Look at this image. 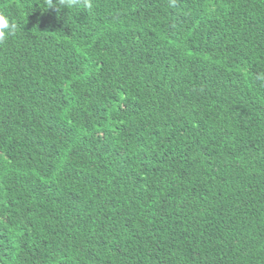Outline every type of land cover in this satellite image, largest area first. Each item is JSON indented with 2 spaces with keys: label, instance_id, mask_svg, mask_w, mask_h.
Here are the masks:
<instances>
[{
  "label": "trees",
  "instance_id": "obj_1",
  "mask_svg": "<svg viewBox=\"0 0 264 264\" xmlns=\"http://www.w3.org/2000/svg\"><path fill=\"white\" fill-rule=\"evenodd\" d=\"M0 12V264H264V0Z\"/></svg>",
  "mask_w": 264,
  "mask_h": 264
},
{
  "label": "clouds",
  "instance_id": "obj_2",
  "mask_svg": "<svg viewBox=\"0 0 264 264\" xmlns=\"http://www.w3.org/2000/svg\"><path fill=\"white\" fill-rule=\"evenodd\" d=\"M63 5L68 9L82 8L91 13L94 9V0H63ZM17 29L18 24L13 22L7 14L0 12V43L5 42ZM254 78L264 84V73L257 74Z\"/></svg>",
  "mask_w": 264,
  "mask_h": 264
}]
</instances>
